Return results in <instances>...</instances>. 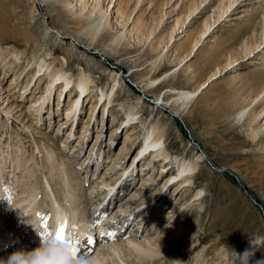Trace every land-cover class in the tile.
<instances>
[{
  "label": "rangeland",
  "instance_id": "1",
  "mask_svg": "<svg viewBox=\"0 0 264 264\" xmlns=\"http://www.w3.org/2000/svg\"><path fill=\"white\" fill-rule=\"evenodd\" d=\"M209 1H211L210 5L208 4ZM216 1L218 0H213V2L212 0H206L198 8V10L204 8L203 13L199 14L197 12L188 16L191 6L199 4L200 0H140L130 20L133 16H139L138 24L140 28H145L144 31L146 32L140 38L132 37L131 34L128 36L130 38H128L127 44L132 47L133 53L137 54L133 57H137L139 60H150L156 57L157 54H159V57L149 75L147 63L140 61V66L136 67V70L139 69L140 73L135 74L136 78L139 80L147 79L154 71L161 73L163 70L171 68L167 75L162 78L164 81L162 80L163 84L158 86L157 93L168 83H173L177 87L193 89L204 79H207L217 68L225 65L230 59L233 60L235 57L242 55V45L245 42L253 44V41L260 35V29L263 28L264 30V23H259L263 26L260 27L258 23L253 25L248 20H245L248 16L229 19L226 16L227 13H225L211 27L212 29L217 25L215 27L217 31L212 33L213 40L205 41L206 43L204 42L200 46V50L198 49L191 58H186L179 64V61L191 49V43L195 41L200 30L203 29L204 17L208 14L212 17L215 14H213V10L216 8L214 9L213 6H216ZM242 1L237 0L234 5L239 2L238 7H240L243 6V3L246 5L250 1V7H255L254 0ZM36 4L37 2L32 0H5V8L0 11V86L5 88L9 86L13 74L21 72L24 68V62H21L20 67L17 68H12L15 65L14 62L11 66L8 65L11 60V55L8 51L9 46L19 43L17 47H26L29 55L32 52L35 53L34 62L40 58V55L45 52L44 50L50 49L58 57H62L64 54H66V58L70 56L72 61L70 63L71 71L75 75L80 69H86V66H90L91 76L95 79L98 78V82L101 85L109 82L110 97L116 89L115 82H112L111 77L113 74L111 75L110 70L116 69V77H121V95L115 96V116L110 113L107 115L106 113L108 107H110L108 98L101 100V102L105 101L104 112H102L101 102H99L90 113V109L93 107L90 108V105L96 101V98L92 99L91 97L90 100L88 98L86 102L85 98L82 100V96L79 99L81 103L77 111L81 105L85 107L81 110L78 120L71 125L69 124L70 117H64V108L68 103L74 105L75 99L78 98L74 90L73 96L70 97L68 93L66 94L65 102L64 94L60 99H57V89L54 94H51L47 106L45 104L39 112L28 109L31 99L38 97L46 84L43 77L40 87L34 86L36 75L33 76L32 74L33 78L31 77L29 85L24 90H22V87L19 90L24 93V96L14 97L20 105L11 109V113L4 114L2 112L0 114V159H2L0 161L2 162V166H0V184L5 183L1 186L0 197L3 196L2 201H6L7 207H9L8 215L2 219L5 223L0 225V253L2 251L5 252L0 258L6 260L11 253L20 248L26 251L37 248L38 242L41 241V237L38 238L39 234L37 231L42 232L41 229L43 228L41 225L45 221L50 224V201L43 194L42 188H40L37 200H39L38 209L42 210V214L39 215L40 218L38 217V219H42V222L35 224L36 231L31 225L34 224L35 220L29 221L32 210H28L29 214L25 211L27 214L23 212L25 213L24 215H19L22 211L21 207L25 204V201H20V199L26 194L21 191L30 181L42 187V181L48 177L51 184H56L57 191L55 193L63 197L62 191L68 185L63 183L60 185V180L63 177L60 173H56L57 169H59L58 165L62 163L61 167L63 168L64 166L63 170L66 168L72 172L66 180L69 182V190H72L74 181L78 179L83 181V189L85 191H83V196H79L76 199V203L85 210L84 215L90 218L93 226H95L92 234L82 235L80 242L84 240L82 246H84V243L87 246L83 247L84 250L88 248L89 244L93 247V249L89 250V246L87 249L89 251L85 250L86 253H82L84 255L81 258L82 260L88 258V256H95L96 252L102 253L104 248L108 251L114 246L116 247L117 244L125 242L131 235L135 237L136 241L146 244V240H150L149 246L153 248L159 246V250L163 249L160 256L156 255L154 257V261L163 259L170 261V263L176 260L178 264H226L224 258H221L220 255L224 254L225 251L229 257L233 256L234 251H238L248 240L255 242L252 250L254 251V258L250 260L249 264H255L257 260H264V129L263 127L259 128L264 121V114L262 115L263 118L262 116L254 118L253 115L247 114L241 119L235 118L243 107H247L246 109L249 111L252 110L250 114L253 113L254 115L260 111L261 113L264 112L263 52H258L259 56L256 53L257 55L255 54L249 58L251 61L248 59L240 61L242 63L236 69L234 67L237 64L233 65L229 72L221 75L220 73L217 74V77L210 81L209 85L204 88L198 97L196 95V98L193 97L188 102L185 101L186 105H183L182 112H180L181 116H179L174 111L175 106L169 104L164 106L161 105L160 101L155 100L156 91H143L141 89L142 83H139L131 75V70L127 66L117 63L113 56L111 59L104 58V56L99 57L97 54L90 57L88 52H96V50L86 48L84 42H81L79 48H75L70 44V38L65 37L63 40L59 38L58 40L54 35L52 36L48 23H42L41 21L42 12H45L43 6L38 7ZM176 4H179V6ZM256 4L258 3L256 2ZM124 5L125 3L119 5L120 10H122ZM165 11L167 12L166 14L164 13ZM176 17H180V20L181 18L185 20L187 17L185 24L187 25L188 34L180 38H178L179 34L176 33V28L178 29L180 26V24L176 25L175 23ZM212 21L213 18L211 19ZM113 29L117 30L119 28L112 25L111 32H113ZM171 29H174V31H171ZM70 30L77 34L80 33L79 28L72 27ZM171 32H174V34ZM27 33H30V35H27ZM171 34L177 38L174 44H172L173 39L169 41ZM263 38L262 35L260 40ZM108 40L110 39H107L106 42ZM33 45L40 47V50L32 49ZM261 55L263 58L260 57ZM73 58H80V60ZM5 62H8L7 65H5ZM34 64L30 62L27 67L34 70ZM3 67L6 68L4 74ZM26 72H21L20 77L16 79L18 85L8 93L9 97L13 95L14 91H18L20 86L25 84V80L28 77L24 75ZM34 72L38 73L37 71ZM171 79L173 80L171 81ZM77 81L78 79H75V82H70L65 87L69 88L78 85ZM160 81L154 84L157 85ZM136 83L140 84L139 87ZM84 93L85 91H83V95ZM137 93L141 94V98L139 112L136 117L141 116L140 118L145 124L140 125L138 123L134 128V131L137 130L135 144L141 138L143 139L145 130L151 120L160 119L162 123L166 122L164 126L167 134V136L165 135V143L176 140L172 148L174 154H179V158L189 154V156H196V153L202 156L199 161L200 173L192 179L193 182L189 186V190L187 189L188 191L183 188L178 192L172 193V187L169 191L168 189L166 190L168 193L166 199L165 196L156 201L160 194H164L163 191L166 188L165 178L162 179L166 176V173L162 177L164 172L160 173L162 170L160 164H164L167 161H162L163 159L160 160L157 157L156 161L158 163L155 166H153L152 162L153 157L145 162L132 161L133 155L137 152L135 148H130L131 151L123 158V153L127 151L132 140V138L125 139V134L129 133L127 131L128 126H130L125 121L122 126L120 125L119 131L122 130L121 133L115 130V132H118L110 137L113 129L120 124L121 118L125 116L124 110L118 107V98L120 97L122 100L127 95L131 100L133 98L138 99ZM26 94L27 98H25ZM24 98L25 100L23 101ZM62 102H64L63 105ZM38 103L36 104L38 105ZM2 105L4 106L5 103ZM6 115L9 117L8 120L5 118ZM77 115L78 113L76 114V119ZM136 117L134 120H136ZM250 128L260 129L259 134L253 140L249 136ZM97 133H99L98 138L96 137ZM135 144L132 143L133 146ZM14 148L18 149L17 157ZM50 150H52L53 155V150L57 154L53 156L55 158L53 163L48 161L46 154V151ZM99 154L101 155L100 157L98 156ZM13 161L16 163L14 164ZM103 161V167H95L97 162ZM17 162L21 165H18ZM173 162L171 159L168 166L173 168V173H176ZM23 163L26 165H23ZM51 166L54 167L53 170H51ZM123 166L128 168L122 169L123 173H120L119 169L123 168ZM34 168L35 170H33ZM131 169L133 170V176L128 177L129 179L126 182L130 183V185L122 186V175L125 174L126 176ZM103 172H105V176L111 175L112 182L120 181L117 188H115L114 184L108 191L111 194L109 198L114 196L111 199L112 201L116 198V204L114 202L113 207V202L108 204L106 201L108 194L106 187L98 183L101 182V178L98 177L96 179L98 175L103 176ZM50 173L53 175L50 176ZM36 178L39 182L36 181ZM159 179H162V181L154 187L153 185ZM94 182L95 185L93 186ZM161 186L164 187L163 190L160 194H155L157 188ZM150 188L151 193L155 197L149 201L148 190ZM198 189H201V191L198 192ZM124 191L125 194L122 195ZM133 192L134 195H132ZM76 193L78 195V191ZM12 200L19 202L15 203L16 205L14 206L11 203ZM163 200L164 202L162 203ZM100 201L102 203L98 206ZM66 202L71 203L69 200ZM138 203L142 204L134 206V204ZM106 204L107 206H105ZM160 204L162 206H159ZM147 206L148 211L140 220L139 213ZM119 207L128 210L121 211ZM96 208L98 209L97 211H95ZM104 213L106 216H104ZM17 215H19V218ZM110 216L118 217L113 218V220L109 218ZM158 217L159 219H156ZM116 218L117 220L118 218L120 219V222L114 225L115 232L119 235V238L113 236L111 237L112 240L104 239L100 241L101 237L98 238V234L106 233L108 237L109 232H112L111 225L116 221ZM149 220L152 221V224ZM8 222H12L13 226L9 227ZM135 223L139 225L133 227ZM101 226L104 229L102 228L101 231H98ZM11 228L13 230H10ZM15 231L20 232V235H14ZM17 236L21 237V243L18 242ZM84 236H89L86 240L90 239L91 243L85 241ZM160 240L163 241V244H159ZM169 240L172 243L163 246ZM113 255L116 256L115 253ZM113 255L112 258L114 259ZM115 259L117 263L119 262L118 264H123L118 259V256ZM122 259L130 264L138 263L135 252L128 251V254ZM96 262L98 263V260ZM109 262L105 261V264H112L111 261Z\"/></svg>",
  "mask_w": 264,
  "mask_h": 264
},
{
  "label": "bare ground",
  "instance_id": "2",
  "mask_svg": "<svg viewBox=\"0 0 264 264\" xmlns=\"http://www.w3.org/2000/svg\"><path fill=\"white\" fill-rule=\"evenodd\" d=\"M32 1L37 2L36 5H38V7L43 6V10L45 12L44 13L42 12V20L41 21H42V23L43 22L48 23V26L51 29L50 31L52 32V36L54 35L56 37V39L58 38V40H59V38H60L63 40L65 37L70 38V44H72V46L75 48H79V46H81V42H84L86 44V48L96 50V52L95 51H92V52L89 51L88 52L90 57L96 56V54H97V55H99V57L104 56V58H110L111 59L113 56L117 60V63L121 64L122 66H127L131 70V75L139 83H142L141 89L143 91H145V90H147L149 92H153L152 90L156 91L158 89V86L163 84L164 80L162 78H164L165 75H167V72H169V70L171 68H169L167 70H163L161 73L154 71V73L152 72L153 74L151 76H148L147 79H140L139 80L135 76V74L137 75L140 73L139 69L136 70V67L140 66V64H139L140 61H144V63H147L146 66H147L148 75H149V72L152 71V68L155 66L156 61L159 57V54H157V56L154 57L153 59L139 60V58L133 57L137 54L133 53L134 50L132 49V47L128 46V44H127V40H128V38H130L128 36H130L131 34H132V37H136V38L139 37L140 38V36L142 35V37H143V34H145V32H146V31H144L145 28L144 29L140 28V26L138 24L139 23V16H133V18L130 20L131 15L134 12V10H135V8L138 5L140 0H36V1L32 0ZM132 1H133V3H132ZM205 1L206 0H200L199 4L191 6L188 16L192 13H197V12L199 14L203 13L204 8L201 10H198V8ZM236 1L237 0H218V1H216L217 3H215L216 4L215 7L212 5L214 9L216 8L215 10H213L214 11L213 14L214 13L215 14L212 15V17L209 14L206 17H204L203 29L200 30L198 37L195 39V41L192 42L193 44L191 43V45H192L190 47L191 49L179 61V64L184 59L189 58V57L191 58L196 53V51H198L200 46L202 44H204L205 41H207L209 39L213 40L212 39L213 38L212 33L217 31L215 28L217 25H215L212 29H211V27L216 21L221 19V17H223L225 13H227L226 16H228L229 19H238L240 17L243 18L244 16H248L245 18V20H248L249 23H251L253 25L256 23H258V24L264 23V0H254V2L252 1L255 4V7L254 6L250 7V5H249V3H251L250 1H248L246 5H245V3H243V6L238 7L239 2L234 5V3ZM210 2L211 1L208 2L209 5H210ZM212 2H213V0H212ZM241 2H243V1L241 0ZM256 2L258 4H256ZM121 3H125L122 10H120V8H119V5ZM4 5H5V0H0V11H3V9L5 8ZM33 5H34V3H33ZM176 5L179 6V4H176ZM209 5H207V6H209ZM225 5H226V7H225ZM215 11H218V12H215ZM167 12H168V10H167ZM167 12L165 11L164 13L166 14ZM179 18L180 17H178V18L176 17V22H175L176 25L180 24L179 28L178 29L176 28V30H177L176 33L179 34V36L177 35L178 38L183 37V36L188 34L187 33L188 32L187 25L185 24V20L187 19V17L185 20H182V18L180 20ZM212 18H213V21L211 22ZM238 21H240V20H238ZM112 25H114L116 28H119L117 30L113 29L114 33L111 32ZM259 25H260V27H263V26H261V24H259ZM72 27L79 28L80 33L77 34L73 31H71L70 28H72ZM174 29H171V31H174ZM260 30L261 31H260L259 37L258 38L255 37L256 39L253 41V44H255L258 41L254 45L256 47H254L253 44H247V42H245L244 45H242L243 52L239 51V52H241V54L243 53L242 55L235 57V59H233V60L230 59V61L227 62L225 65L217 68L215 71H213L207 77V79H204L202 82H200L197 85V87H195L193 89H189V88L187 89V88L177 87V85H174L173 83H168L158 93L156 91V93H155L156 96L154 97L155 100L160 101L161 105H164V106H166L167 104H169L171 106H175V110H174L175 113H177L179 116H181L180 112H182L183 105H186L185 101L188 102L190 99H192L196 95H197L196 97H198V95L204 90V88H206L209 85L210 81L213 78L217 77V74L220 73V75H221V74L227 73V72H229L230 68L233 65L237 64L234 67V69H236L242 63L240 61H243L244 59L249 60V58L253 57L258 52H261V53L263 52V54H264V43H263L264 38L262 40H260L262 35L264 37V30H263V28H261ZM151 33H153V32H151ZM171 33L174 34V32H171ZM27 35H30V33H27ZM105 39L106 40L110 39V40H108L106 42ZM172 39H173L172 44H174V42L177 38L171 34L169 36V41L170 40L172 41ZM105 42H106V44H105ZM17 44H19V43H15L14 45L9 46L8 51H9V54L11 55V57H10L11 60H10V63H8L9 61L5 62V65H7V63H8V65L11 66V64L14 62L15 65H13L12 68H17V67H20L21 62H24L25 63L23 65L24 68L21 70V72L27 71L24 75H27L28 77L25 80V84L23 86H20L19 89L17 88L18 91L13 92V95L11 96L12 98L9 97L8 93L11 92V90L14 89V87H16L18 85L16 79H18L20 77L19 75L21 74V72H19V73L16 72L15 74H13V77L11 78L10 84H9V86H7L8 88L0 86V114L2 112H4V114L11 113V109L16 108L17 106L20 105V103H18L17 100L14 99V97L24 96L23 95L24 93H21L22 91L20 92L19 90L21 89V87H22V90H24L29 85V82L31 81V77L33 74V76L36 75V78H35V81L33 84L34 86L39 88L40 82L43 79V77H44V83L46 81V84H45V87H43L42 92L39 93V96L36 97L35 99H31V102L28 105V109H30L31 111L39 112L45 104L47 106L51 94H54L56 92V90L58 89L57 99H60V97L64 94V102H65V97H66L67 93L70 95V97L74 95L73 90L75 91L76 96H78V98L75 99V101H74V105L68 103V105L65 106V108H64L65 109L64 117H66V118L70 117L69 118L70 119L69 124H71V125L74 123V121L78 120L79 116L81 115V110H83V108L85 107L84 105H81V107L77 111V108L79 107V105L81 103V101H79V99H81L82 96H83L82 100L85 98L86 102H87L88 98H89V100L91 97H92V99L96 98V101L91 103V105H90V108L93 106L90 109L91 110L90 113L93 111V108L97 105V103L101 102V100L103 98H108L109 99L108 103H110V107H108L106 113H107V115L110 113V114H112V116H115V114H114V112L116 111V109L114 107L115 96L117 97V96L121 95V90H120L121 89V86H120L121 77L120 78L116 77V74H117L116 69L110 70L111 75L113 74L111 77L112 82H115L114 85L116 84V89L110 97L109 82H105L101 85L98 82V78L95 79V78H93V76H91V72L89 71L91 69L90 66L89 67L86 66L85 67L86 69H82V70L80 69L79 72L75 75L71 71L70 63L72 61L70 59V56H68V58H66V56H65L66 54H64L62 57H58L55 55V53L53 51H52L53 52L52 53L50 49H47V50H44L45 52H43L40 55V58L34 62V60L36 58L35 53L32 52V54L29 55L28 49L26 47L25 48H20V47L18 48ZM169 44H170V42H169ZM118 46H119V49H118ZM32 49L40 50V47H38L37 45H33ZM258 56H259V53H258ZM260 57L263 58L262 55ZM73 59H75V58H73ZM75 60H80V58H76ZM235 61H237V63L234 64ZM249 61H251V60H249ZM30 62H33V64L35 63L34 64V70L27 67ZM256 62H258V61H256ZM185 63H184V65H185ZM258 63H260V62H258ZM36 66H37V68H36ZM100 66H101V64H100ZM2 69H3V74H4L6 72V68L3 67ZM34 71H37L38 73H36ZM237 76H238V74H237ZM75 79H78V81H77L78 85H74L73 87H69V88L65 87V86H68L70 82H75ZM172 80L173 79H171V81ZM159 81H160L159 84H157V85L154 84L155 82H159ZM139 83H136L138 85V87L140 85ZM12 84H14V85H12ZM148 88H150V89H148ZM83 91H85L84 95H83ZM80 92H82V93H80ZM117 92H119V93H117ZM3 93H5V94H3ZM137 97H138V99L133 98L132 100L127 95L125 96V98H122V100L120 99V97L118 98V101H117V103L119 105L118 107L121 110H124L125 119H124V117L121 118L120 124L117 125L113 129L110 137H112L113 134H115L119 131L120 125L122 126V123L125 121L128 125H130V126H128V129H127V131H129V133L125 134V139L128 140V138L129 139L132 138V140L130 141L131 143H130V146L128 147L127 151H125L126 149L124 150L125 152L123 151L124 152L123 158L128 154L129 151H131L130 148H135V149H137V152H136V154L133 155L132 161H135V162L143 161V162H145L152 157L149 154L144 155V156H139V154L141 153V150L146 148L149 150V152L151 154L154 151V159H152L153 160L152 161L153 166H155V164L158 163V161H156L157 157H159L160 160L163 159L162 161H167L164 164H160V167L162 169L160 173L164 172L162 177L166 173V176L163 177L162 179L165 178L164 182L165 183L170 182V183L168 186H166L165 190L163 191L164 194L163 193L160 194V192L163 190L164 187L161 186V187H158L157 190L155 189L156 190L155 194H160L158 196V198L156 199V201H157L158 199L160 200L161 198L165 197L168 194L166 192V190L168 189V191H169V189L172 187H173L172 193L176 192V191L178 192L183 188H184V190H187L188 188H190L189 186L192 185V182H193L192 179L194 177H197L200 173L199 161L201 160L202 156L200 154L197 155V153H196V156L195 155L189 156L190 155L189 154L187 156L179 158V154H177V153L174 154L172 148L174 147L173 145L176 142V140H173L170 142L167 141V143H165L167 134L165 133L166 129L164 128V126L166 125V122L162 123V120H160V119L151 120V122L148 124V126L145 130V134H144L143 139L150 137L149 139H147V144H149L150 146L146 145L145 143L141 144L140 141L135 144V140H136V136H137V130L134 131V128L137 126L138 123H140V125L145 124V122H143L141 120V118H140L141 116L136 117L137 113L139 112L141 94H138ZM25 98H27V94H26ZM25 98L23 99V101L25 100ZM97 98H98V102H97ZM67 100H68V98H67ZM18 101L22 102L21 100H18ZM37 102H39L38 105L36 104ZM64 102H62V105L64 104ZM4 103H5V105L3 106L2 104H4ZM104 104H105V101L100 103V106L102 107V112H104V110H105ZM35 105H37V106L35 107ZM246 108H244V107L241 108L239 113L237 114V116H235V118L241 119L246 114L251 115V116L253 115V117L256 118V116L259 117V116H262L264 114V112L261 113V111L258 112V114L260 113L259 115L258 114L254 115L253 113L250 114V111H252V110L249 111ZM183 110H184V108H183ZM77 113H78V115H77V119H76ZM135 117H136V120H134ZM5 118H6V120H8L9 119L8 115H6ZM262 118H263V116H262ZM261 127H263V129H264V121L262 124H260L259 128H261ZM115 130H118V131L115 132ZM259 130L260 129L257 130V128H250L249 129V134H250L249 136L251 137L252 140L256 138L257 134H259ZM121 131H119V132L121 133ZM69 133H70V131H69ZM138 135H139V132H138ZM98 136H99V133H97L96 137L98 138ZM176 138H174V139H176ZM100 143H101V141H100ZM132 143H134L135 146H133ZM139 143H140V145H139ZM122 148H123V146H122ZM47 149H49V148H47ZM14 150H15L16 157H17L18 156V154H17L18 149L14 148ZM53 151H54V155H57V154H55L56 151L55 150H53ZM46 154H47L48 161L53 163V161H55V158L53 157L54 155L52 154V150L46 151ZM98 156L100 157L101 155L99 154ZM173 158H175L177 161ZM13 159H15V158H13ZM171 159L174 162H176L178 166L179 165L181 166L180 167V173L181 174H177L178 167H175V165H174V169L176 170V173H173V171H172L173 168L168 166ZM1 160L2 159H0V161ZM3 160H4V158H3ZM132 161H131V163H132ZM1 163L2 162H0V166H2ZM15 163L16 162H14V164ZM17 164H18V162H17ZM24 164L25 163H23V165ZM61 164L58 165L59 169H57V172H56V173H60V175L63 177V178H61L59 184L62 185V183H63V184L68 185V187L62 191L63 197L62 196L60 197L59 194L55 193L57 191L56 184H51L48 177L45 178L44 181H42V183H43L42 187L38 186V184L34 183L33 181H30V183H28V185H25V187H23V191H21L24 194L26 193L25 196L22 197V199H20L18 197L20 199V201H25V204L21 207L22 211L19 215H24L26 213L25 211L28 212V210L30 209V210H32V213L30 212L31 218L29 219V221L35 220L33 226H35V224H37L38 222H42V219H38V217L40 218L39 215L42 214V210H40V208L38 209V201L39 200H37V197L39 195L38 190L40 188H42V191H44L43 194L50 201V207H51L50 208V210H51L50 224H48L47 229H44V228L41 229L42 232L51 231V225H52L54 215L63 216L64 221H67V224L74 222L76 229H77V234H78V236H75V237L81 241L82 235L83 234H92L93 228H95V226H93L92 220L90 218H87L84 215L85 210L82 209L76 203V199L79 196H83V191H85V189H83V181H79V179L74 181V184L72 186L73 191L71 189L69 190V182H67L66 180L68 178V175H70L72 172H71V170L66 169V168L63 170L64 166L62 168ZM103 165H104V161L100 162V163L97 162L95 164V167L99 168L101 166L103 167ZM11 166H12V164H11ZM127 166H123V168L119 169L120 173H123V171H121V170L124 168H128ZM35 168L33 170H35ZM170 168H171V170H170ZM53 169H54V167L51 166V170H53ZM51 173H50V176L53 175ZM104 173L105 172L102 173L103 176H99V175L96 176V179L98 177L101 178V180H100L101 182H98V183L105 186L106 187L105 189L108 193V191L114 186V184H115V188H117L118 185L120 184V181L114 183L111 181L112 180V177H110L111 175L108 174L105 176ZM132 173H133V170L131 169L129 172H127L126 176H125V174L122 175V177H121V179L123 178V180L121 181L122 186H124L126 184L130 185V183H126V182L129 179L128 177L133 176ZM93 174H94V172H93ZM37 175H38V173H37ZM160 178H161V176H160ZM177 178H180V179H177ZM162 179L161 180L159 179L158 182H156L155 184L153 183L154 184L153 186L156 187L155 185H158L159 182L162 181ZM17 181H19V180H17ZM36 181H38L37 178H36ZM95 182L93 183V186L95 185ZM145 182H147V181H145ZM3 184H5V183H3ZM2 185L0 184V194H1V186ZM17 185H18V183H17ZM10 187H12V186H10ZM21 188H22V186H21ZM150 190H151V188L148 190L149 191L148 193L150 195V197L148 198L149 201L152 200L153 197H155V195L153 193H151ZM12 191H14V190H12ZM76 191H78V195H77ZM96 191H99V190H96ZM103 191H104V189H103ZM199 191H201V189H198V192ZM50 194H51V196H50ZM124 194H125V191L122 192V195H124ZM110 195H111L110 193L107 194L108 198L106 197V199H107L106 201L108 202V204H110V202H113V204H112V207H113L114 202L116 204V198L114 201H112L111 199H113L114 196L113 197L111 196L112 198H109ZM132 195H134V192L132 193ZM2 197H0V210H1L0 211L1 212L0 213V225H3L5 223V221H2V219H4L8 215V211H9V209H8L9 207H7V202L2 201V199H3ZM166 198H167V196L165 197V199ZM12 199H15V198H12ZM16 200L15 201L12 200V202H11L14 206L16 205L15 203L19 202ZM67 200L71 201V203L70 202L67 203L66 202ZM9 201H11V200L9 199ZM101 201L98 203V206L103 202V201L102 202ZM163 202H164V200L162 201V203ZM142 203H144V202H142ZM142 203L134 204V206H140ZM154 203H155V201H154ZM39 206H40V204H39ZM105 206H107V204ZM159 206H162V205L160 204ZM108 208H109V206H108ZM153 208H155V207H153ZM97 210L98 209L96 208L95 211H97ZM119 210L126 211L128 209L123 208V207H119ZM16 211H18V210H16ZM147 211H148V206L146 208H144L142 210V212L139 213L140 217H141V218H139L140 220L144 217V215L146 214ZM23 212H25V213H23ZM94 212H93V214H94ZM28 214H29V212H28ZM19 215H17L18 218H19ZM98 215H99V211H98ZM119 215H121V214H119ZM104 216H106V214ZM115 217H118V216H110L109 218L113 219ZM156 219H159V217ZM102 220H103V218H102ZM122 220H124V219H122ZM21 222H22V220H21ZM119 222H120V219L118 218V220H117V218H116V221L113 223V225H111L112 232L111 233L109 232L108 237H107L106 233L105 234H98V238L101 237L100 241H103L104 239H111L112 240L111 237H113V236H116L115 238H119V235L116 234L115 228H114V225L119 223ZM11 223L12 222H10V223L8 222L9 227L13 226V224H11ZM150 223L152 224V221H150ZM138 225L139 224L135 223L133 225V227L138 226ZM102 228L104 229V227L101 226L98 231H101ZM10 230H13V228H11ZM7 231H9V229H7ZM15 232H14V235H16V234L20 235V232H18V231H15ZM67 232L69 234H71L69 232L68 228H67ZM14 237H16V236H14ZM39 237H40V235L38 236V238ZM84 237H85V241L90 242V239L86 240L87 238H89V236H84ZM94 238L97 241V238L95 236H94ZM134 238L135 237L133 235H131V236H129V238H127V240H125V242L117 244L116 247L114 246L112 249H110L108 251H107V249L104 248V251L102 253L96 252L95 256H93V257L88 256V258H84L82 260L81 258L84 256L83 254L86 253L85 250L89 251L90 249H93L92 245L89 244V246H90V248L88 246L89 250H87L88 248H86L84 250V248L87 246L84 243V246L81 247L82 242H84V240H83L78 245H76V247L78 248V251L76 253L75 259L73 260V264H77L78 261H79V264H83L82 261H84V263H85V261H87V260L91 261L92 264H99V263L105 264V261H108V262L111 261L112 264H118L119 262L117 263L116 259H115L117 256H118V259L121 261V263L130 264V263H127L126 261H124L122 259L126 254H128V251L136 253V259L138 260V263H136V264H178L176 262V260L171 262V263H170V261L163 260V259L160 261H157V259H156L154 261V257H156V255L160 256V253L163 251V249L159 250L158 245H157L158 247H156V248L149 246L148 244L151 243L150 240H146V244H145L144 242L136 241ZM166 238H168V237L166 236ZM175 239H176V237H175ZM17 240L20 243L22 242L20 236H17ZM168 243L171 244L172 241H170V240L167 241L163 246H165L166 244L168 245ZM40 244H41V241L38 242V246H40ZM159 244H163V241L160 240ZM254 245H255L254 241L248 240L238 249V251H236V253L238 255H242L245 253L246 250L249 252H252V250L254 249ZM81 248H83V250H81ZM113 253H115L116 256H114ZM4 254H5V252L2 251V253H0V256H3ZM112 255L115 257L114 259L112 258ZM220 257L224 258V262L226 264H229L230 261H231L230 264H232V257L233 256L229 257V255L227 253H225V251H224V254L222 253L220 255ZM0 259H2V258H0ZM96 260H98V263L96 262Z\"/></svg>",
  "mask_w": 264,
  "mask_h": 264
},
{
  "label": "clouds",
  "instance_id": "3",
  "mask_svg": "<svg viewBox=\"0 0 264 264\" xmlns=\"http://www.w3.org/2000/svg\"><path fill=\"white\" fill-rule=\"evenodd\" d=\"M64 222L63 216L54 215L50 231L51 235L46 238H42L41 233L33 226L41 237L40 246L30 251L20 248L11 253L6 260L0 259V264H73L71 245L55 238L57 228ZM68 229L72 234L71 236L75 237L77 229L74 222L68 224ZM253 258L254 251L249 252L246 250L242 255H238L234 251L232 264H249ZM85 264H92V262L85 261ZM255 264H264V260H257Z\"/></svg>",
  "mask_w": 264,
  "mask_h": 264
},
{
  "label": "snow or ice",
  "instance_id": "4",
  "mask_svg": "<svg viewBox=\"0 0 264 264\" xmlns=\"http://www.w3.org/2000/svg\"><path fill=\"white\" fill-rule=\"evenodd\" d=\"M41 227L44 229H47L48 228L47 222L45 221V223H43ZM67 228H68V224H67V221H65L63 224H61L57 228L56 233H55V238L57 240L67 242L71 245V249H70L71 255H72V258L75 259L76 253L78 251V248L76 247V245L80 243V240L76 237H72L71 234L67 232ZM49 235H51L50 231H44L41 233L42 238H46Z\"/></svg>",
  "mask_w": 264,
  "mask_h": 264
}]
</instances>
